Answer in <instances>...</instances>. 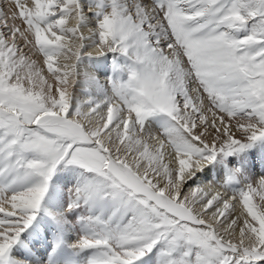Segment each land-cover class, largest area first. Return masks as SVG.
Here are the masks:
<instances>
[{
    "label": "snow or ice",
    "instance_id": "1",
    "mask_svg": "<svg viewBox=\"0 0 264 264\" xmlns=\"http://www.w3.org/2000/svg\"><path fill=\"white\" fill-rule=\"evenodd\" d=\"M0 264H264V0H0Z\"/></svg>",
    "mask_w": 264,
    "mask_h": 264
}]
</instances>
